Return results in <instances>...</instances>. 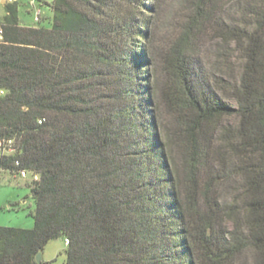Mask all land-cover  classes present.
<instances>
[{
	"label": "trees",
	"instance_id": "trees-1",
	"mask_svg": "<svg viewBox=\"0 0 264 264\" xmlns=\"http://www.w3.org/2000/svg\"><path fill=\"white\" fill-rule=\"evenodd\" d=\"M37 1L49 28L0 22V170L35 205L0 264L57 239L65 264H264V0Z\"/></svg>",
	"mask_w": 264,
	"mask_h": 264
},
{
	"label": "rangeland",
	"instance_id": "rangeland-1",
	"mask_svg": "<svg viewBox=\"0 0 264 264\" xmlns=\"http://www.w3.org/2000/svg\"><path fill=\"white\" fill-rule=\"evenodd\" d=\"M33 0H17L18 18L22 25L34 26L38 11L41 12L40 25L49 28L52 13L44 2ZM5 16L4 4L0 0V22ZM163 33V32H162ZM237 62V60H236ZM220 76V75H219ZM233 121V120H232ZM32 175L28 173L26 178L17 174L0 170V227L31 229L35 205L31 196L30 185ZM66 249L63 239L49 242L43 250L42 259L49 264H65L63 251Z\"/></svg>",
	"mask_w": 264,
	"mask_h": 264
},
{
	"label": "built area",
	"instance_id": "built-area-1",
	"mask_svg": "<svg viewBox=\"0 0 264 264\" xmlns=\"http://www.w3.org/2000/svg\"><path fill=\"white\" fill-rule=\"evenodd\" d=\"M7 3H13L16 2L17 0H6ZM40 14L39 11L37 13V15ZM3 42V33L2 30H0V44ZM0 94H3V91H0ZM14 151L13 148V141L12 140H0V156L3 155H8L11 154ZM20 177L21 178H25L26 177V173L24 171H22L20 173ZM68 240L64 241L65 245H68Z\"/></svg>",
	"mask_w": 264,
	"mask_h": 264
},
{
	"label": "water",
	"instance_id": "water-1",
	"mask_svg": "<svg viewBox=\"0 0 264 264\" xmlns=\"http://www.w3.org/2000/svg\"><path fill=\"white\" fill-rule=\"evenodd\" d=\"M35 261H36L37 264H41L42 263V252L41 251L36 255Z\"/></svg>",
	"mask_w": 264,
	"mask_h": 264
},
{
	"label": "crops",
	"instance_id": "crops-1",
	"mask_svg": "<svg viewBox=\"0 0 264 264\" xmlns=\"http://www.w3.org/2000/svg\"><path fill=\"white\" fill-rule=\"evenodd\" d=\"M2 1V3L5 5V3H7V1L6 0H1ZM34 1V0H33ZM33 1H30V3L31 4H33ZM19 19V18H18ZM19 23H20V20H19ZM20 25L21 26H27V27H32V26H29V25H22L21 23H20ZM42 252V254H43V251H41ZM43 260V259H42Z\"/></svg>",
	"mask_w": 264,
	"mask_h": 264
}]
</instances>
